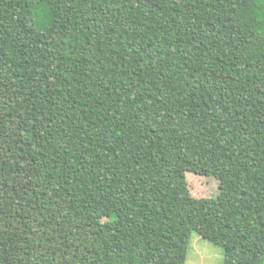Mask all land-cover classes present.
Masks as SVG:
<instances>
[{
	"label": "trees",
	"instance_id": "1",
	"mask_svg": "<svg viewBox=\"0 0 264 264\" xmlns=\"http://www.w3.org/2000/svg\"><path fill=\"white\" fill-rule=\"evenodd\" d=\"M193 232L264 264V0H0V264H186Z\"/></svg>",
	"mask_w": 264,
	"mask_h": 264
},
{
	"label": "rangeland",
	"instance_id": "2",
	"mask_svg": "<svg viewBox=\"0 0 264 264\" xmlns=\"http://www.w3.org/2000/svg\"><path fill=\"white\" fill-rule=\"evenodd\" d=\"M190 186L193 191L200 189L218 191L217 181L207 176L190 177ZM186 264H225L224 248L220 244L205 239L198 232H193Z\"/></svg>",
	"mask_w": 264,
	"mask_h": 264
}]
</instances>
